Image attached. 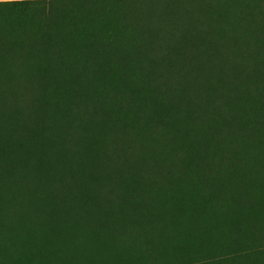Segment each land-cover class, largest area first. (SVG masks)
I'll use <instances>...</instances> for the list:
<instances>
[{
  "label": "trees",
  "instance_id": "1",
  "mask_svg": "<svg viewBox=\"0 0 264 264\" xmlns=\"http://www.w3.org/2000/svg\"><path fill=\"white\" fill-rule=\"evenodd\" d=\"M52 1L11 0L0 4L11 7L15 22L21 24L30 8L46 4L49 10ZM95 7L76 9L93 12ZM61 21L56 17L52 25L44 24L43 32L47 30L43 34L48 40L52 36L56 39L50 34L53 29L65 31ZM116 23L126 24L127 31L137 36L136 48H177L169 53L176 77L170 68L152 59L157 58L155 53L143 50L139 63L113 76L109 73L113 65H66L59 62L58 55L50 57L46 51L44 57L50 59L42 66L41 76L63 82L70 79L61 97L67 103L61 107L55 101L53 108L37 93L41 85L43 91L47 85L43 78L19 80L2 71L0 185L20 193L17 203H9L0 195V233L16 234L20 244L19 249L4 255L3 264H105L114 255L130 256L142 242L152 245V235L170 223L177 225L180 217L170 216L161 223L162 219L155 220L142 208L135 215L138 221L150 223V230L137 221L111 217L108 212L116 210L118 199L128 194L125 185L129 179L145 190L144 202L150 204L149 196L157 188L167 189L184 172L192 173L200 179L203 193L238 205L251 197L255 180L264 175V153L255 149L256 138L249 128L220 133L213 128V116L201 109L204 104L207 111L231 110L224 101L233 96L264 99V0L128 10L111 23L106 37L100 34V41L116 36L112 34ZM118 48L133 47L122 43ZM119 53L105 57L120 65V60L129 61L134 56ZM195 74L192 81L197 82L191 88L189 78ZM124 108L130 110L133 120L117 113ZM243 133L248 137L245 144ZM31 134L42 138L38 136L25 155L19 147L8 144ZM98 152L115 171L105 165L92 168L88 174L79 170L99 164ZM26 191L34 197L23 195ZM10 215L16 222L6 221ZM104 229L117 240L118 249L108 246ZM126 235H130L129 240ZM5 247L0 244V254Z\"/></svg>",
  "mask_w": 264,
  "mask_h": 264
},
{
  "label": "rangeland",
  "instance_id": "2",
  "mask_svg": "<svg viewBox=\"0 0 264 264\" xmlns=\"http://www.w3.org/2000/svg\"><path fill=\"white\" fill-rule=\"evenodd\" d=\"M207 1L226 0H57L51 2L49 10L45 7L46 4L28 8L31 13L21 24L19 21L15 22L16 14L11 7L0 4V76L5 77L3 73L5 72L7 76L19 80L42 79L41 68L50 59L44 57L46 51L50 52V57L58 55L59 62L66 65L80 62L113 65V69H109L111 70L109 73L113 76V73L121 74L127 66L139 63L143 50L147 53H155L157 58L152 59L163 63L164 67H161L167 70L170 68V74L174 78L177 70L172 67L169 53L173 54L177 48L167 46L136 48L137 36L127 31L126 24L116 23L112 30V34L116 36L109 35L105 41L99 40L102 38L100 34L106 37L105 32L108 33L111 23L128 10H149L182 4L198 5ZM229 1L244 3L260 0ZM87 5L96 6L93 9L96 11L80 10L79 12L76 9ZM56 17L62 20L65 31L53 29L50 34L56 39L54 40L52 36L48 40L43 34L47 30L43 32L44 24L52 25V18ZM255 29L259 27L255 26ZM122 43L129 44L133 48H118ZM45 48H54V50ZM57 48L61 50L56 51ZM41 50L42 54H40ZM117 52L134 56L129 61L119 59L120 65L116 62L112 63V59L105 57ZM163 54L166 55L164 59L161 58ZM196 76L195 74L189 78L191 88L197 82L192 81V77L195 80ZM43 81L47 84L44 91L41 90L42 85L37 91L41 99L43 97L53 108L55 101L60 102L61 107H64L67 102H63L61 97L65 87L70 84V79L66 78L63 82L45 76ZM199 86L202 88L201 84ZM258 98L233 96L228 101H224L225 107L229 104L231 110L207 111L204 104L201 109L213 116V128L220 133L235 131L236 128L244 126L249 128L256 138L255 149L264 153V99ZM152 102L157 106L154 100ZM148 106L154 110L150 104ZM129 111L124 108L121 111L117 110V113H120L125 120H133ZM172 112L175 110L172 109ZM38 136L31 134L27 139L8 144L19 147L21 154L25 155ZM242 137L245 139V144L248 137L244 133ZM43 138L47 139L45 135ZM65 151L62 153L67 154ZM98 156L99 164L79 170L88 174L92 168L98 170L101 165H105L110 171L116 170L113 164L101 158L100 152ZM132 180L129 179L125 185L128 194L118 199L116 210L108 212L111 217L124 218L126 221L134 220L142 224L146 230H150L152 228L150 223L146 225V221H138L135 215L143 208L145 211H150L155 220L162 219L161 223L170 216L180 217V222L177 225L170 223L156 231L152 235V245L142 242L130 256L115 257L117 255H114L105 264H264V175L255 180L251 197L244 199L238 205L235 202H223L213 194L203 193L199 187L200 179L195 178L192 173L184 172V175L176 178L166 187L167 189L157 188L149 196L150 204L144 202L145 190H140L137 182ZM1 194L9 203H17L20 198V193L11 186L0 185ZM23 195H27L28 198L34 197L33 193L28 191ZM6 221L16 222V219L14 215H10ZM162 231L166 232L162 233ZM103 235L108 246L114 250L118 249L117 240L111 237L107 229H104ZM129 238L126 236L127 240ZM18 240L16 234L12 237L0 233V244L7 246L1 251L0 264H3L5 254H11L20 248V244L16 242Z\"/></svg>",
  "mask_w": 264,
  "mask_h": 264
},
{
  "label": "bare ground",
  "instance_id": "3",
  "mask_svg": "<svg viewBox=\"0 0 264 264\" xmlns=\"http://www.w3.org/2000/svg\"><path fill=\"white\" fill-rule=\"evenodd\" d=\"M189 14H190V13H189ZM210 17H211V16H210ZM224 23H225V22H224ZM224 23H223V24H224ZM227 23H228V22H227ZM223 24H222V25H223ZM210 27H211V26H210ZM213 27H214V26H213ZM213 27H212V28H213ZM222 27H223V26H222ZM210 29H211V28H210ZM225 30H226V29H225ZM214 32H215V31H214ZM223 33H224V32H223ZM236 36H237V35H236ZM236 36H235V37H236ZM116 43H117V42H116ZM238 43H239V42H238ZM236 44H237V43H236ZM239 44H240V43H239ZM140 59H141V58H140ZM133 61H134V60H133ZM136 63H137V62H136ZM141 64H142V63H141ZM151 64H153V63H151ZM158 65H159V64H158ZM142 68H143V67H142ZM225 68H226V67H225ZM230 68H231V67H230ZM85 69H86V68H85ZM228 70H230V69H228ZM89 72H90V71H89ZM4 73H5V72H4ZM85 73H86V72H85ZM143 73H144V72H143ZM149 74H151V73H149ZM153 75H154V73H153ZM162 75H163V74H162ZM162 75H161V76H162ZM149 76H150V75H149ZM142 78H143V77H142ZM5 79H6V78H5ZM14 81H15V79H14ZM155 82H158V79H157V81H155ZM2 83H5V82L3 81ZM2 83H0V84L3 85ZM91 84H92V83H91ZM156 84H157V83H156ZM92 85H95V84H92ZM92 85H91V86H92ZM92 87H94V86H92ZM1 89H2V88H0V90H1ZM94 89H95V87H94ZM10 90H11V89H10ZM86 90H87V89H86ZM90 90H91V89H90ZM121 90H124V89H121ZM125 90H126V89H125ZM159 90H160V89H159ZM91 91H92V90H91ZM94 91H95V90H93L92 92H94ZM131 91H132V90H131ZM220 91H221V90H220ZM3 92H4V91H3ZM89 92H90V91H89ZM117 92H118V91H117ZM119 92H120V91H119ZM124 92H125V91H124ZM132 92H134V91H132ZM95 93H96V92H95ZM129 93H131V92L129 91ZM157 93H158V92H157ZM227 93H228V92H227ZM3 94H4V93H3ZM91 94H94V93H91ZM97 95H98V94H97ZM118 95H119V94H118ZM77 97H78V96H77ZM116 97H117V96H116ZM116 97H115V98H116ZM120 98H121V97H120ZM4 99H5V98H4ZM81 99H82V98H81ZM86 100H87V99H86ZM124 100H125V98H124ZM124 100L122 99V101H124ZM4 101H5V100H4ZM77 101H78V100H77ZM81 101H82V100H81ZM13 102H14V100H13ZM74 103H75V102H74ZM75 104H76V103H75ZM2 105H3V103H2ZM10 106H11V105H10ZM10 106H9V107H10ZM7 107H8V106H7ZM103 108H104V107H103ZM1 109H2V108H1ZM11 109H12V108H11ZM100 109H101V108H100ZM1 111H2V110H1ZM105 111H106V109H105ZM103 112H104V111H103ZM107 112H109V111H107ZM107 112H105V114H107ZM5 113H6V112H5ZM4 115H5V114H4ZM0 117H1V116H0ZM103 117H104V116H103ZM3 118H4V116H3ZM107 118H108V117H107ZM9 119H10V117H9ZM95 120H96V119H95ZM10 121H11V120H10ZM5 122H6V120H5ZM109 123H110V122H109ZM127 123H128V122H127ZM10 124H11V123H10ZM10 124H9V125H10ZM115 124H116V123H115ZM127 125H128V124H127ZM130 125H132V124H130ZM107 126H108V125H107ZM97 127H98V126H97ZM126 127H127V126H126ZM128 128H129V127H128ZM111 130H112V129H111ZM64 131H65V130H64ZM70 131H72V130H70ZM102 131H103V130H102ZM130 131H131V130H130ZM130 131H129V132H130ZM127 132H128V131H127ZM127 134H128V133H127ZM66 135H68V134H66ZM115 135H117V133H116ZM0 136H1V135H0ZM85 137H86V136H85ZM162 143H163V142H162ZM168 143H169V142H168ZM76 146H77V145H76ZM168 146H169V144H168L166 147H168ZM168 148H169V147H168ZM162 152H163V151H162ZM157 154H158V153H157ZM164 154H165V153H164ZM168 154H169V153H168ZM158 155H159V154H158ZM161 155H162V154H160L159 157H161ZM78 163H79V162H78ZM158 164H159V163H158ZM80 165H81V164H80ZM129 165H130V164H129ZM120 166H121V165H120ZM124 166H125V165H124ZM118 167H119V166H118ZM122 167H123V166H122ZM164 167H165V166H164ZM123 168H124V167H123ZM165 168H167V167H165ZM126 169H127V168H126ZM158 169H159V168H158ZM121 172H122V171H121ZM123 172H125V171H123ZM123 172H122V173H123ZM127 173H128V172H127ZM123 174H124V173H123ZM145 174H146V173H145ZM126 175H127V174H126ZM105 186H106V185H105ZM55 198H56V197H55ZM144 211H145V210H144ZM142 212H143V211H142ZM21 220H22V219H21ZM124 222H125V221H124ZM129 223H131V221H129ZM124 225H125V223H124ZM134 225H135V224H134ZM121 226H122V225H121ZM131 226H132V224H131ZM131 226H130V227H131ZM148 226H149V225H148ZM134 227H136V226H134ZM24 231H25V230H24ZM131 233H133V232H131ZM122 235H123V233H122ZM126 236H127V235H126ZM129 237H130V235H129ZM134 238H136V237H134ZM134 238L132 237V239H134ZM148 238H149V237H148ZM139 239H140V238H139ZM135 240H136V239H134V241H135ZM132 241H133V240H132ZM140 241H141V240H140ZM141 242H142V241H141ZM141 242H140V243H141ZM150 242H151V241H150ZM150 242H149V243H150ZM147 243H148V242H147ZM151 244H152V242H151ZM129 245H131V244L129 243ZM149 245H150V244H149ZM132 247H133V246H132ZM137 247H138V246H137ZM125 248H126V246H125ZM125 248H124V249H125ZM128 248H129V247H128ZM134 249H136V248H134ZM130 250H131V249H130ZM130 250H129V252H131ZM133 251H134V250H132V252H133ZM123 252H124V250H123ZM125 252H127V251L125 250ZM55 254H57V253H55ZM127 254H129V253L127 252ZM104 255H105V254H104ZM123 255H124V254H123ZM105 256H106V255H105ZM55 257H56V256H55ZM96 257H97V256H96ZM98 258H99V257H98ZM103 259H104V258H103ZM98 260H99V259H98Z\"/></svg>",
  "mask_w": 264,
  "mask_h": 264
},
{
  "label": "crops",
  "instance_id": "4",
  "mask_svg": "<svg viewBox=\"0 0 264 264\" xmlns=\"http://www.w3.org/2000/svg\"><path fill=\"white\" fill-rule=\"evenodd\" d=\"M0 1H11V0H0Z\"/></svg>",
  "mask_w": 264,
  "mask_h": 264
}]
</instances>
